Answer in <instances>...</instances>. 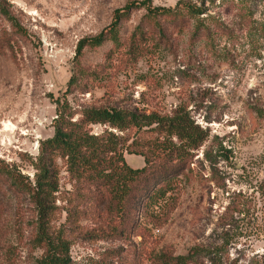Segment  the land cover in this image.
<instances>
[{
    "label": "rangeland",
    "instance_id": "rangeland-1",
    "mask_svg": "<svg viewBox=\"0 0 264 264\" xmlns=\"http://www.w3.org/2000/svg\"><path fill=\"white\" fill-rule=\"evenodd\" d=\"M142 1L169 10L196 5L201 18L222 22L231 37L192 38L189 28L174 34L173 46L172 34L171 47L158 46L153 21L137 8L122 17L117 43L76 56L80 41ZM0 8L20 28L0 12V264H39L44 254L31 195L16 194L2 178L20 175L33 187V165L54 134L58 102L73 111H183L208 135L169 192L132 214L134 222L123 218L126 230L118 234L111 223L118 219L106 215L66 223L71 181L57 161L55 204L42 230L69 243L71 264H161L194 247L238 264H264V34L254 30L264 26V0H0ZM102 129L93 126L92 133ZM123 158L131 169L144 165L140 156Z\"/></svg>",
    "mask_w": 264,
    "mask_h": 264
},
{
    "label": "trees",
    "instance_id": "trees-1",
    "mask_svg": "<svg viewBox=\"0 0 264 264\" xmlns=\"http://www.w3.org/2000/svg\"><path fill=\"white\" fill-rule=\"evenodd\" d=\"M137 8H145V18L153 21L151 39L158 46L167 44L171 47V34L173 46L174 34L189 28L192 38L198 36L207 41H211L215 34L228 37L232 34L215 18H201L204 13L196 5L183 3L169 10L152 8L149 1H142L116 11L109 27L78 43L76 56H80L86 47L97 48L107 40L117 43L115 37L122 17ZM0 12L20 30L6 11L0 8ZM259 27L254 29L255 32L264 34V26ZM141 32L138 26L132 34L130 48ZM93 126L103 129L93 134ZM53 129L52 138L39 146L33 165L36 172L33 187L31 184L23 186L20 175L6 173L2 178L9 181L16 194L26 192L31 195L37 207L39 238L44 242V254L39 264H71L69 243L61 238L52 239L42 230V226L49 222L55 204L59 175L57 161L61 162L71 181L72 191L66 201V223L76 226L82 216L90 214L99 221L102 215H106L118 219V222L111 221L114 222V233L118 234L126 230V225L121 222L125 220L123 218L134 222L132 216L136 212L169 192L173 179L183 167L191 164L208 136L183 111L164 117L114 106L81 107L73 111L66 102L62 105L58 102ZM124 153L142 157L143 167H128ZM161 264H238V260H229L227 256L204 247H194L186 255L162 259Z\"/></svg>",
    "mask_w": 264,
    "mask_h": 264
}]
</instances>
